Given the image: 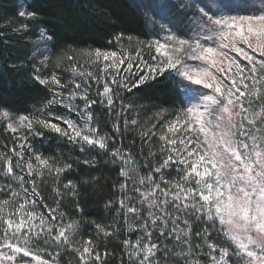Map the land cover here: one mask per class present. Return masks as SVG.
I'll use <instances>...</instances> for the list:
<instances>
[{
  "label": "snow or ice",
  "instance_id": "6c2138e0",
  "mask_svg": "<svg viewBox=\"0 0 264 264\" xmlns=\"http://www.w3.org/2000/svg\"><path fill=\"white\" fill-rule=\"evenodd\" d=\"M193 6L198 14L192 13ZM148 7L154 18L153 24L159 23L161 31L165 33L162 40L156 39L149 42L148 47L154 48L156 53L152 56L151 64L143 60L139 50L137 62H129L126 67L120 66L125 65L126 61L131 59L130 57L122 56L117 63L114 59L118 56L117 52L101 53L99 49L95 51L97 59L101 55L105 62L112 58L117 73L131 72L133 68L138 70V79L131 83V87L127 82V76H122L120 82L113 78V83L129 91L131 88H139L149 80L155 81L158 77L167 75L172 80V90L183 105L180 113L186 117L182 122L177 117V120L168 126L170 132L185 133L184 138L179 139L178 143L176 139L167 140L168 145L174 146L170 148V151L174 153L175 159L173 155H169L160 167L154 169L156 173H161L172 163L184 165L183 169L177 168L178 179L172 182V188L175 191L171 188H161L160 183H157L150 173L146 178H139L140 186L151 185L149 192L145 193L141 191V187L135 185V182L133 184V190L139 193V199L146 206L143 210L136 207L130 197L127 198V203L124 199L120 202V211L124 214L126 222L143 217L145 211L147 212L145 223L137 224V228L143 229V235L138 236L135 242L124 241L129 249L130 264H161L160 245L152 241L153 232L147 229L149 223L154 226L160 225L159 236L170 237L175 240L176 247L180 248L176 251V247L172 250L165 247L163 264H169V261L172 264H181L182 260L185 264H191L190 258L204 247L208 250L206 253L208 264H264V146L257 142L255 136L249 135L243 123L247 121L248 125H256L258 121H264V108L252 113L249 118V108L244 107V102L241 100L248 94L236 87L234 79L230 87L227 85L228 73L223 67L218 68L217 71L224 73V79L211 71L217 63L213 57L216 55L229 57V52L222 51L229 46L231 50L243 55L244 59L252 64L250 73L256 74L257 65L261 71H264V0H156ZM177 9L180 10L178 13ZM19 15L32 17L35 14L21 11ZM178 16L179 19H177ZM185 22H187V31L192 35H177L173 28ZM49 40H51L50 35L40 33L37 44L46 51ZM202 41L213 43L218 41L219 44L217 47H212ZM242 44L247 45L253 53L258 52L260 58L250 55L241 46ZM42 59L47 60V56H43ZM187 60H199L208 66L192 65L187 63ZM233 65L237 69V74L244 71L241 63L235 58H230L229 70ZM131 75H137V73H131ZM36 79L41 84L47 83L46 79H41L39 76H36ZM51 79L54 84L64 87L55 75ZM75 88L79 89L80 84H75ZM244 88H247L246 84ZM225 89H227L226 94ZM233 89L239 93L235 99L232 98L235 95ZM111 92L112 89L105 85L104 92L101 94L108 96L109 106L114 103ZM74 96V92L70 93V97ZM82 98L86 99V97ZM56 103L64 106V98L54 94L49 104ZM90 106L89 104L87 107ZM68 107L71 111V102ZM76 111L83 119L84 127H79L76 122L58 116L56 119L66 124L73 135H69L68 131L63 134L69 136V139L79 138L88 145L96 146L101 150L106 149V138H94L98 136L99 130L91 127L90 114L86 115L78 109ZM2 115L9 120L18 119L21 122L28 120V127L31 129V121L28 117H11L7 110H3ZM235 117H241L239 124L236 123ZM132 123L134 124L135 121ZM178 124H182L180 129L177 128ZM50 126L57 133L61 132L57 124L52 123ZM8 127L15 131L11 122ZM197 132L198 135H191ZM37 135L40 134L37 133ZM201 135L203 140L200 139ZM161 139L167 138L162 136ZM249 140L252 141L251 145L248 143ZM31 151L41 168L51 169L48 160L43 158L38 150L33 148ZM112 155L114 158L123 159L118 152H113ZM128 163L133 162L125 161L126 165ZM4 167L9 176L14 175L10 163H6ZM27 167L28 175H33L31 162ZM62 170L57 168L56 172L59 173ZM134 174V168H121V176L126 180H134ZM18 179L21 182V189L27 194L28 189L23 184L24 177L20 176ZM65 187H72V182L69 181ZM10 188L11 185H9ZM157 193H160L163 199L157 196ZM32 195H38L35 187L32 188ZM27 203L25 198V203H21L13 214L19 215L24 210L27 219L22 218L19 223H16L14 219L0 217V221L6 225L5 240L0 247L10 250L9 254L0 252V260L10 261L13 264H28L24 258L31 257L39 264H48L28 245L44 239L45 243L51 242L58 246L71 247L70 234L75 233L78 226L69 224L61 227L55 215L57 209H49L48 227H45L48 222L46 218L40 217V232H36L35 226L22 232L29 220L37 219L34 212L26 211ZM169 208L173 209L177 215L173 217ZM157 212L160 213L159 216L156 215ZM181 214L189 218L194 216L197 221H206L212 225L213 229H217L218 225V231L224 237V244L213 242L211 234L205 229V243L196 245L193 249L190 240L184 238L185 234H177L181 222L186 228L189 226V219L181 221ZM168 223H171L173 227L170 231H165L163 225ZM97 227L104 232L105 236L113 235L99 225ZM196 235L200 236L201 233L198 232ZM22 236L26 237L21 241L25 245L23 247L9 242L21 240ZM84 244L83 251L80 253L81 264H96L100 261V254L95 251L91 239L84 241ZM181 245L183 247H180ZM195 264H200V261L197 259Z\"/></svg>",
  "mask_w": 264,
  "mask_h": 264
},
{
  "label": "trees",
  "instance_id": "16d2710c",
  "mask_svg": "<svg viewBox=\"0 0 264 264\" xmlns=\"http://www.w3.org/2000/svg\"><path fill=\"white\" fill-rule=\"evenodd\" d=\"M21 11L35 15L21 17ZM151 21L149 7L142 0H0V173L4 171V161H17L12 149L17 150L18 141L5 130L2 111L40 122L52 108L54 110L56 104L49 102L53 99L55 86L48 79L47 83L41 84L36 76L46 79L53 71L83 74L88 69L87 73L91 75L73 78L85 92L94 95L87 102V106L91 105L87 107V113L91 116V126L106 138V149L80 145L37 124L31 132L26 131L24 149L19 151L24 161L20 163L24 165L34 155L33 148L48 160L51 169L39 166L32 171L30 180L38 193L33 196L39 209L45 216L49 209H57L58 222L78 226L77 231L71 233L74 234L71 236L74 248L82 249L84 241L91 239L101 259L111 264L126 262L129 249L124 241L134 242L143 235V229L137 228V224L145 223L147 212L143 217L126 222L120 211L121 200L127 203L129 197L136 207L142 210L146 207L133 190L134 182L147 191L151 185L140 186L139 178H146L150 173L162 188H171L172 182L178 179L171 164L161 173L154 169L163 164L168 154L166 144L160 139L162 126L177 116L183 105L172 90V80L167 75L130 91L113 85V105L103 104L100 90L90 87L94 78L100 80L98 68L90 63L97 49L121 48L122 53L143 50L154 31ZM183 25L177 24L175 28L180 31ZM40 33L51 36L46 51L37 44ZM45 55L47 60L40 61ZM113 152L120 153L123 159L114 158ZM125 161L133 163L126 165ZM124 167L135 169L134 180L121 176ZM57 168L63 170L57 173ZM69 181L72 187L66 188ZM3 183L0 177L1 188V185L5 186L3 188L13 185ZM18 188L15 186L16 190ZM160 198L163 199L161 195ZM168 210L173 217L177 215L173 209ZM184 219H189V226L179 224L177 234H185L184 238L190 240L193 249L199 245L198 232L201 236L205 229L211 236L217 232L211 224L197 221L194 216L189 218L181 214V221ZM98 225L113 235L105 236ZM163 227L170 231L173 226L168 223ZM147 229L153 232L152 240L160 245L163 260V249L172 250L176 247L175 240L160 237V225L149 223ZM213 241L217 239L214 237ZM54 245L53 251L60 254L59 264H67V259H77L68 246ZM179 250L176 247V251ZM203 251L196 253L203 255Z\"/></svg>",
  "mask_w": 264,
  "mask_h": 264
},
{
  "label": "rangeland",
  "instance_id": "374dc122",
  "mask_svg": "<svg viewBox=\"0 0 264 264\" xmlns=\"http://www.w3.org/2000/svg\"><path fill=\"white\" fill-rule=\"evenodd\" d=\"M147 2L143 1V3H146L148 6L152 3H155L156 0H146ZM192 13H197V10L195 8V6H193L192 8ZM198 14V13H197ZM152 19H154L152 17ZM152 22V21H151ZM186 23L183 25L184 28H182L180 31H178L175 27L173 28V31H175L177 33V35L180 36H191L192 33L187 31L186 28ZM152 26H154V31L152 36L149 37L146 47L143 50H139L140 54L142 55V58L144 61H147L149 64L152 63V56L156 55L155 53V49L154 48H149V42L150 41H154L156 39H163L165 33L161 31L160 25L159 23H155L153 24L152 22ZM254 41V38H252ZM202 43H205L206 45L210 44L212 47H217L219 42H209V41H202ZM242 47L245 48L246 51L249 52L250 55H255L257 59H259V53H253L252 50L250 48L247 47V45H241ZM222 51H227L229 52V57H224V56H219L216 55L213 58L217 61L216 66L211 68V71L213 73H215L218 77H220L221 79H224V73L218 72L217 69L220 67H223L225 72L228 73V78L226 79V83L227 85L230 87L231 86V81L234 79L236 81V87L240 88V90L245 91L248 95H246L245 97H242L241 100H243L244 102V107L249 108V118H251V114L255 113V112H259L262 108H264V71H261L259 68V65H257V72L256 74H252L250 73V69L252 67V64L250 62H248L246 59H244L243 55L241 54H237L235 53L233 50H231V47L229 46L228 49H222ZM104 52H117L118 56L116 58H114L116 60V62L118 63L119 59L122 56H128L131 59L126 61V64L120 67H126L127 63L131 62V63H136L137 62V52L134 53H130V52H124L122 53V49H112V50H108V51H101V53ZM94 57V59L92 60V62L90 64H92L95 68H98V71L100 72V80H97V78H94L93 80V84L90 86L92 89H98L99 91V95L100 98H102V103L108 105V96H103L101 95L104 92V88L105 85L109 86L111 88V86L115 85L118 87L117 83H113V78L116 79L117 82L121 81V77L122 76H127L128 77V83L129 86L131 87V83L134 82L135 80L138 79V70L136 68L131 69V72H122V73H117L115 67L113 66V59L110 58L109 61L105 62L103 59V55H101V57L99 59H97L95 52L92 55ZM230 58H235L237 60V62L241 63L242 67L244 68V71L240 74H237V69L236 67L233 65L231 67V69L229 70L228 68V62ZM43 59L41 58L40 61H42ZM187 63L192 64V65H202L207 67L208 65L205 64L202 61L199 60H187ZM86 72H84L83 74L80 73L79 71H73V72H68V71H61L59 74L57 71H53L54 73L50 74L49 77H46V80L48 79L55 87L53 88V95L57 94L58 97H62L64 98V106H61L59 103H56V105H54V110L52 108V110L50 112H48V114L46 116H44V119H42L41 121H45L48 122L47 124L41 123V122H37L32 120L31 118H29V120L31 121V129H29L28 127V120H25L23 122L19 121L18 119L15 120H9L7 118H5V130L8 131V133L14 135L15 139L18 140L16 142V148L15 151L12 149L13 151V156L16 157L17 161H13L11 160H6L4 161V165L6 163H10L12 168H13V164L15 166L14 170V175L13 176H9L7 174V169L4 167V171L3 173H0V177L3 178L4 183L6 182H10L11 184H13L11 186V188L9 189V186H6V188L4 185H1L2 188L0 187V217H3L4 219H14V221L16 223H19L20 220L23 219H27L26 215H25V211L22 210L20 212L19 215H13L16 211L17 208H19V205L21 203H25V198L27 199L28 203L26 204V211H32L35 213L37 219L34 220H29L28 224L25 226L24 229H22V232H26L28 230L29 227L35 226V230L36 232H40L41 231V227H40V217H44L46 218V220L48 222H46L45 227L49 226L50 223V218H49V212H46V216L44 215V213H42V211L39 209V203H37L36 199L34 198V196L32 195V188H33V183L30 181L31 180V176L28 175V167L27 165L29 164V162H31V164L33 165L32 171L37 170L39 168V164L35 159V156L33 155L29 160L26 161V163L23 165L20 162L24 161V157L21 155V153H19L20 150L24 149L23 143L24 140L26 139V131L31 132V130L34 128L35 125L39 124L40 126H43L49 130H54L51 128V124L55 123L57 124L60 128H61V132L59 133L62 137H65L67 139H69V136L64 135L63 133L65 131L69 132V135H73L71 133V130L68 129L67 125L64 124L61 120L56 119V117L61 116L64 117L65 119H70L73 122H76L78 124L79 127H84V122L83 119L81 118V116L78 114V112L76 111L77 109L80 111L85 112L86 115H88L89 113H87V102L88 100H90L91 97H93L92 95L88 94L87 92H85L81 85L79 89L75 88V84H79L78 80L73 78L76 77L77 75L80 78H84L85 76H89V73H87L88 69L85 70ZM64 72V73H63ZM131 73H137V75H131ZM55 75L56 78L60 81L61 85H64V87H60L59 85H56L52 82V76ZM72 76V78H71ZM96 76V75H95ZM43 79H45L43 77ZM207 79V78H206ZM242 81V82H241ZM247 85V88H244V85ZM120 90H124L125 88L122 87H118ZM127 90V89H126ZM207 92H211L212 90H204ZM75 93L74 97H70V93ZM233 92L235 93V95L232 97L233 99H235L236 96L239 95L238 92H235V89H233ZM227 93V89H225V94ZM112 99L113 95L112 93L110 94ZM82 97H86V99H83ZM251 101V103H249ZM71 102L72 104V110L70 111L68 104ZM109 106V105H108ZM180 112V111H179ZM244 115V114H242ZM21 115H16V116H11V117H20ZM177 117H179V120L182 122L186 119V117L179 113L177 116L169 119L168 121H166L163 126H162V130H161V134H160V139L162 136L166 137L167 139L162 140L165 144H166V148H167V156H166V160L168 159L169 155H173L174 159H175V155L174 153H172L170 151L171 147L174 146H170L167 143V140H172V139H176L177 143L179 142V139L184 138L185 133L183 131H177V132H170L169 131V124L173 121L177 120ZM235 121L237 124H239L241 122V117H235ZM11 122L12 124V128L15 129V131H13L11 128L8 127V124ZM243 123L246 126V130L249 132L250 136H255L257 138V142L261 144V146H264V121H258L256 125H248L247 121H243ZM92 127V126H91ZM182 127V124H178L177 128L180 129ZM94 128V127H93ZM55 131V130H54ZM192 136H196L198 135L197 133H191ZM94 138H102L101 134L98 133L97 137ZM200 139L203 140V136H200ZM74 141L75 143H78L80 145H86V146H92V145H88L86 142H84L83 140L79 139V138H75V139H69ZM248 143L251 145L252 141H248ZM18 151V152H17ZM19 154V155H17ZM189 160H191L192 158H188ZM3 165V166H4ZM171 165L174 166L175 171L177 172V168H184V165H179L176 163H172ZM210 167V165H209ZM201 170H203L201 168ZM178 173V172H177ZM23 176L24 180H23V184L24 186L28 189V193L25 194L23 192V190L20 187V181L18 179V177ZM162 182V181H160ZM3 183V184H4ZM15 186H19V188L16 190ZM147 188V187H145ZM162 188V186H161ZM171 189L172 191H175L174 188H172V184H171ZM141 191L147 193L149 192V188H147V191L144 189H141ZM16 193H18L19 195H15ZM135 194L137 195V192H135ZM139 195V193H138ZM137 195V196H138ZM157 196H160V193H157ZM155 198V197H153ZM5 201H7L8 203H4ZM34 201V203H33ZM49 218V220H48ZM203 221V220H202ZM205 223L209 224L208 222L204 221ZM61 227H66L67 225H69L68 223H61L59 222ZM181 226H183V223H180ZM6 227V225L3 224L2 221H0V244H2L5 240V234H4V228ZM218 225H217V232L212 233L213 234V238L215 237L217 239V241H213L215 243L218 244H224V237L221 233H219L218 231ZM8 235H11V231L8 233ZM29 235H31V233H29ZM74 234H70V236H73ZM26 237H21V240H11L9 242L12 243H17L20 244V246H25L21 243V241L23 239H25ZM212 238V240H213ZM200 241L198 242L199 245H203L205 243V236H199ZM136 241V240H135ZM134 241V242H135ZM153 241V240H152ZM154 242V241H153ZM54 245V243H45L44 239H41L38 243L35 244H29L28 247L31 248V250L39 255L42 260L47 261L48 264H59L60 261V257L57 251H53L54 248L52 247ZM74 244L71 243V247H68V250L72 251L73 254L77 255V259H67L66 263L67 264H81L80 261V253H82L83 251V247L82 249H75ZM55 246V245H54ZM46 248V249H45ZM205 250H207L206 247H204ZM203 251L202 249L199 251L201 252ZM208 251V250H207ZM206 252H202L203 255H201V253H195L190 259H191V264H195V261L198 259L200 261V264H208V260H207V256H206ZM0 252L5 253V254H9L10 250L6 247H0ZM22 255V254H20ZM26 261H28V264H39L38 261L32 260L31 257H25L24 258ZM0 264H13V262L10 261H3L0 260ZM96 264H111L109 261L105 260V259H101L100 261H97ZM118 264H130L129 258L127 259L126 262H119ZM161 264H163V260L161 258ZM170 264V263H169ZM182 264H185V262L183 261Z\"/></svg>",
  "mask_w": 264,
  "mask_h": 264
}]
</instances>
